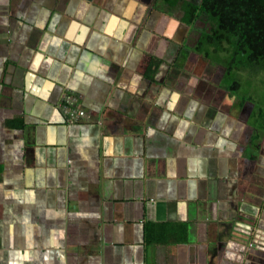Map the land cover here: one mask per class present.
<instances>
[{
	"label": "crops",
	"instance_id": "0c3cea01",
	"mask_svg": "<svg viewBox=\"0 0 264 264\" xmlns=\"http://www.w3.org/2000/svg\"><path fill=\"white\" fill-rule=\"evenodd\" d=\"M177 8L0 0V264H264V102Z\"/></svg>",
	"mask_w": 264,
	"mask_h": 264
},
{
	"label": "trees",
	"instance_id": "16d2710c",
	"mask_svg": "<svg viewBox=\"0 0 264 264\" xmlns=\"http://www.w3.org/2000/svg\"><path fill=\"white\" fill-rule=\"evenodd\" d=\"M170 10L189 0H160ZM201 32L190 37L199 53L218 63L228 62L234 90L241 88L244 74H264V0H200L194 22ZM229 79H225V82ZM264 118V108L259 107Z\"/></svg>",
	"mask_w": 264,
	"mask_h": 264
},
{
	"label": "rangeland",
	"instance_id": "374dc122",
	"mask_svg": "<svg viewBox=\"0 0 264 264\" xmlns=\"http://www.w3.org/2000/svg\"><path fill=\"white\" fill-rule=\"evenodd\" d=\"M200 0H189V3L186 6H183L182 4L179 5L174 15L180 20V22L183 24L184 32H190L189 35L191 37H194L198 35L202 30V23L200 21L194 22V16L197 9V6L199 4ZM192 27V28H191ZM206 63L208 61H205ZM210 62L207 64L209 65ZM206 66V64L203 62L202 67ZM213 65V64H212ZM228 62H223L221 64L217 63L216 65H213L215 68L214 73L212 74V79H215L217 82L222 81L224 79H229L226 81V84H233V72L230 71L227 67ZM205 68V67H204ZM208 71V66L205 68ZM247 73V72H246ZM245 73V74H246ZM244 74V77L240 79L241 88L238 91L239 97L242 96H248L251 95L254 98L256 97L258 100H261L260 102H264V74H260L258 76H255L251 78L250 76H246ZM221 95H224L226 93L227 89H220ZM232 100L224 101L225 106H230L232 104ZM234 103V102H233ZM249 107V106H248ZM245 115L248 113V108L242 111Z\"/></svg>",
	"mask_w": 264,
	"mask_h": 264
},
{
	"label": "built area",
	"instance_id": "2783aa9c",
	"mask_svg": "<svg viewBox=\"0 0 264 264\" xmlns=\"http://www.w3.org/2000/svg\"><path fill=\"white\" fill-rule=\"evenodd\" d=\"M78 101L77 96L71 95L66 105L68 108V120L72 123H78L87 117L86 110L79 105Z\"/></svg>",
	"mask_w": 264,
	"mask_h": 264
}]
</instances>
